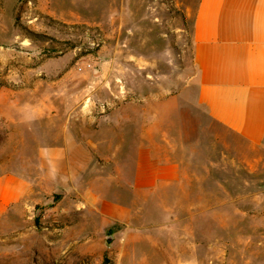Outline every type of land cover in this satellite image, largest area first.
<instances>
[{"label":"rangeland","instance_id":"obj_1","mask_svg":"<svg viewBox=\"0 0 264 264\" xmlns=\"http://www.w3.org/2000/svg\"><path fill=\"white\" fill-rule=\"evenodd\" d=\"M193 3L0 0V176L24 179L0 214V264H264V149L194 104L183 126L190 138L205 133L199 170L188 173L196 186L165 189L134 226L105 227L88 186L37 182L39 147L64 143V118L96 139L98 124L84 117L107 114L113 101L154 102L182 88L194 97Z\"/></svg>","mask_w":264,"mask_h":264},{"label":"crops","instance_id":"obj_2","mask_svg":"<svg viewBox=\"0 0 264 264\" xmlns=\"http://www.w3.org/2000/svg\"><path fill=\"white\" fill-rule=\"evenodd\" d=\"M188 10L193 98L182 88L154 102L150 96L119 99L107 114L84 117L98 124L96 139L91 127L77 129L64 118V143L39 147L38 184L88 186L89 205L105 227L134 226L136 219L148 218L145 211L161 202L165 189L196 186L188 173L199 170L205 133L186 136L185 105L199 107L210 123L245 146L264 149V0H194ZM43 119L41 129L54 132L56 117ZM94 151L101 158L91 164ZM23 188L22 177L0 176L1 215Z\"/></svg>","mask_w":264,"mask_h":264},{"label":"water","instance_id":"obj_3","mask_svg":"<svg viewBox=\"0 0 264 264\" xmlns=\"http://www.w3.org/2000/svg\"><path fill=\"white\" fill-rule=\"evenodd\" d=\"M94 71L97 72V70H94ZM54 193H55L56 195H60V194L63 193V190L57 189V190H55ZM112 238H113L112 235H108V236H107V239H108V240H112Z\"/></svg>","mask_w":264,"mask_h":264},{"label":"trees","instance_id":"obj_4","mask_svg":"<svg viewBox=\"0 0 264 264\" xmlns=\"http://www.w3.org/2000/svg\"><path fill=\"white\" fill-rule=\"evenodd\" d=\"M56 197H59V195H55Z\"/></svg>","mask_w":264,"mask_h":264}]
</instances>
